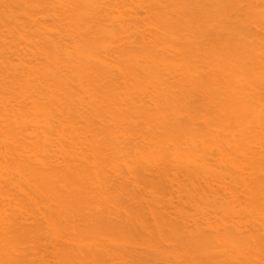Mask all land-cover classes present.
Returning <instances> with one entry per match:
<instances>
[{
  "label": "bare ground",
  "instance_id": "1",
  "mask_svg": "<svg viewBox=\"0 0 264 264\" xmlns=\"http://www.w3.org/2000/svg\"><path fill=\"white\" fill-rule=\"evenodd\" d=\"M0 264H264V0H0Z\"/></svg>",
  "mask_w": 264,
  "mask_h": 264
}]
</instances>
